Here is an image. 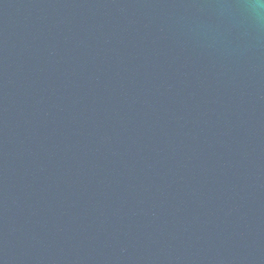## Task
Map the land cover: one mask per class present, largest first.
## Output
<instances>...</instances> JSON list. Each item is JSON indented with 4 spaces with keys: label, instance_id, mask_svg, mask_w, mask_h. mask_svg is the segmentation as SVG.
<instances>
[{
    "label": "water",
    "instance_id": "water-1",
    "mask_svg": "<svg viewBox=\"0 0 264 264\" xmlns=\"http://www.w3.org/2000/svg\"><path fill=\"white\" fill-rule=\"evenodd\" d=\"M0 0V264H264V9Z\"/></svg>",
    "mask_w": 264,
    "mask_h": 264
},
{
    "label": "clouds",
    "instance_id": "clouds-1",
    "mask_svg": "<svg viewBox=\"0 0 264 264\" xmlns=\"http://www.w3.org/2000/svg\"><path fill=\"white\" fill-rule=\"evenodd\" d=\"M253 10L264 9V0H254L253 3L249 5Z\"/></svg>",
    "mask_w": 264,
    "mask_h": 264
}]
</instances>
